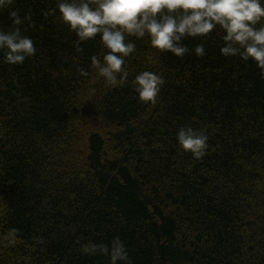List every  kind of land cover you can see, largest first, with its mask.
<instances>
[{
    "label": "trees",
    "instance_id": "obj_1",
    "mask_svg": "<svg viewBox=\"0 0 264 264\" xmlns=\"http://www.w3.org/2000/svg\"><path fill=\"white\" fill-rule=\"evenodd\" d=\"M58 0H13L36 49L10 65L0 50V264H110L82 244L123 242L131 264H264V79L250 58L224 56L225 34L185 38L177 57L127 36L129 76L111 87ZM264 6V0H261ZM264 20V18H262ZM259 27V24H257ZM203 44L205 55H195ZM78 69L89 73L81 76ZM162 75L155 102L132 80ZM181 127L208 136L205 154L183 150ZM117 264H125L118 261Z\"/></svg>",
    "mask_w": 264,
    "mask_h": 264
},
{
    "label": "clouds",
    "instance_id": "obj_2",
    "mask_svg": "<svg viewBox=\"0 0 264 264\" xmlns=\"http://www.w3.org/2000/svg\"><path fill=\"white\" fill-rule=\"evenodd\" d=\"M12 3L13 0H0V9ZM57 9L59 21L78 37L74 42L77 52L83 51L79 47L82 42L95 39L99 34L102 48L107 52L102 58L99 54L91 56L90 66L108 86L120 87L127 82L129 72L124 67L125 58L136 50L127 36H147L152 48L182 57L189 51L182 43L185 38L206 37L217 26L225 33L221 54L238 55L244 61L251 58L264 79V6L261 0H58L56 9L43 15L55 16ZM8 15L12 27L8 31L0 30V50H4L6 63L21 64L36 52L33 40L24 35L20 27L25 21L29 22V27L34 26L32 12L29 10L23 18L18 10H10ZM194 53L203 57L204 45H196ZM78 72L81 76L89 75L83 69ZM131 83L141 101L154 103L165 81L162 75L142 71ZM207 140L205 129L181 127L177 133L180 147L196 158L205 154ZM80 250L88 255L108 256L110 264L118 261L131 264L118 236L110 245L88 242L82 244Z\"/></svg>",
    "mask_w": 264,
    "mask_h": 264
}]
</instances>
